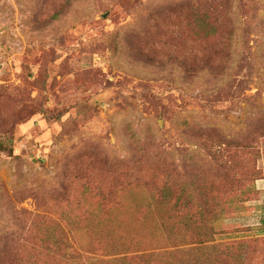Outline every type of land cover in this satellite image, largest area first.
Returning <instances> with one entry per match:
<instances>
[{
    "label": "rangeland",
    "instance_id": "rangeland-1",
    "mask_svg": "<svg viewBox=\"0 0 264 264\" xmlns=\"http://www.w3.org/2000/svg\"><path fill=\"white\" fill-rule=\"evenodd\" d=\"M0 264H264V0H0Z\"/></svg>",
    "mask_w": 264,
    "mask_h": 264
},
{
    "label": "trees",
    "instance_id": "trees-1",
    "mask_svg": "<svg viewBox=\"0 0 264 264\" xmlns=\"http://www.w3.org/2000/svg\"><path fill=\"white\" fill-rule=\"evenodd\" d=\"M0 152L12 154L3 142L0 141ZM48 241L30 243L16 246L12 251V264H81L80 256L64 240H57L60 235L45 233ZM121 259L112 260L110 263L100 262L98 264H116ZM96 264V263H95Z\"/></svg>",
    "mask_w": 264,
    "mask_h": 264
}]
</instances>
